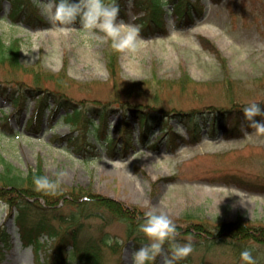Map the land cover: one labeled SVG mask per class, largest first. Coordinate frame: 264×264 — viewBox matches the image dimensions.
Here are the masks:
<instances>
[{
    "label": "rangeland",
    "instance_id": "rangeland-1",
    "mask_svg": "<svg viewBox=\"0 0 264 264\" xmlns=\"http://www.w3.org/2000/svg\"><path fill=\"white\" fill-rule=\"evenodd\" d=\"M191 1L195 2L192 6L194 14L185 19L173 12L172 0H166L167 32L141 33L145 41L142 50L134 56L120 55L122 79L117 84L109 78L108 43H99L86 35L79 23L72 26L67 35L57 32L40 6L44 0H37V6L49 21V25L42 28L12 22L7 15L10 2L4 1L0 35L6 43L14 38L20 40L21 61L26 66H39L56 74L66 67L68 79H62L65 89L78 99L98 98L108 102L120 94L138 102L141 99L137 95L139 91L143 90L149 96L153 90H160L168 108L171 105L182 109L204 108L209 104L229 106L236 97L245 104L264 103V0ZM125 8L127 15L120 20L138 25L135 18L144 10L137 8L134 0H126ZM5 24L9 26L6 31ZM209 39L226 58V66ZM184 71L197 82L189 84L185 92L177 83ZM24 76L8 65L0 66L1 78ZM166 80H171L172 84ZM48 83L52 85V82ZM28 103V110L23 111L18 120L14 116L10 118L13 134L1 125L0 114V153L16 169L26 172L40 165L47 176L57 178L67 187L89 188L138 212L166 214L176 224L206 222L214 234L218 222L239 218L249 225L264 226V134L255 129L242 126V131L238 132L241 136L235 137L227 135L223 124L219 123L216 132L207 134L204 127L199 141L170 150L166 140L153 147L151 142L161 134L158 128L143 142L135 120L128 116L130 129L133 126L129 147L121 146V136L111 155L103 140L96 139L91 133L87 140L95 146V153L91 154L94 148L82 144L83 139L77 144V150L69 141L56 139V132L70 129L63 119L57 123L53 120L52 127H41L42 132L38 134L25 130L26 119L34 105L32 100ZM116 107L118 109L108 116L112 138L118 136L115 126L119 128L125 120V109ZM1 108L6 113L12 110L9 101L0 97ZM168 123L173 131L188 136L179 117L169 116ZM152 125L158 127L160 123ZM105 128L101 130L105 131ZM81 146L85 152L78 151ZM230 173L244 180L226 179ZM59 203L60 212L56 216L50 215L49 219L70 225L73 219H68V214L76 208L71 205L75 202L61 199ZM86 208L91 216L82 217V222L89 224L91 238L98 239L107 231L124 242L120 251L104 250L105 264H132V254L137 249L133 239L126 236V223L112 215L106 206L97 208L93 204ZM14 213V208L11 214L9 207L0 200V227L12 236V244L6 247L1 264L43 263L56 240L42 234L41 241L47 242L36 257L32 245L26 246L21 241ZM59 213L65 214V221L60 219ZM29 215L40 217L34 211ZM205 236L178 235L177 242L193 245V252L180 261L185 264H244L240 253L251 249L256 264H264V242L253 237L234 241L227 236L216 237L217 242L209 246L212 240L207 238L213 235ZM170 255V245H164V252L156 256L152 264H164V259Z\"/></svg>",
    "mask_w": 264,
    "mask_h": 264
},
{
    "label": "trees",
    "instance_id": "trees-1",
    "mask_svg": "<svg viewBox=\"0 0 264 264\" xmlns=\"http://www.w3.org/2000/svg\"><path fill=\"white\" fill-rule=\"evenodd\" d=\"M10 1L11 9L9 17L12 20L17 22L23 21L32 26H44L48 24L46 19L40 14L39 8L33 0ZM172 1V10L179 18L191 15L190 9L195 5L194 1ZM213 1L215 3L220 2V0ZM2 2L3 0H0V10ZM105 2L117 4L120 9L119 15L126 17V0H105ZM134 3L137 8L144 10L142 15L136 17L142 33L148 35L156 32H167L166 9L164 8L163 0H134ZM201 38L204 39V37ZM209 42L212 43L210 39ZM212 45L224 62V66H226V58L221 55V52L214 43ZM107 47L106 55L108 59L107 67L110 74L109 78L113 84H117V81L122 79L121 54L116 53L111 48L110 42H108ZM6 65L16 72L25 74L20 79H4L0 77V92L12 101L17 112L25 108L28 99L34 100L33 123L36 122L34 117L38 118V116H41L40 113H42L46 106L49 107L51 118L59 111H62L63 113L60 117L69 121L72 131H78V134L75 135L73 132L64 135L57 134L58 139L68 140L70 143L75 144H77L76 142L80 143V140L83 139L81 143L86 146L89 144L87 141L88 137L93 132L96 134L95 136L105 139L111 154H113V150L111 149L112 142L115 139L111 138L107 133H103L101 129L108 125V116L110 112L118 109L116 106L125 109V120L119 128L115 126V130L119 134L116 139L122 136L123 145L126 146L130 143L129 137L133 128V126L131 129L129 127L130 120L128 116H131L137 122L142 133H146L147 130L152 128L151 123L153 121L156 122L154 124L160 123V128L164 131L158 140L166 139L172 150L179 146L182 141L195 142L200 137V131L205 126L208 133L211 134L214 131L216 132L217 124L222 123L223 129L225 128L227 133L233 135H237L238 132L242 131V125L249 126V122L243 115V109L250 103L245 104V102L238 101L237 97L231 100L229 106L209 104L204 108L192 107L189 109L178 108L176 105H171L168 108L164 103L165 98L160 90H153L149 96L145 91H139L137 95L141 99L138 102H132L127 95L123 96L120 94H116V97L108 102H102L98 98L78 99L69 94L65 89V83L62 79H68L66 67H64L62 72L56 74L39 66H26L21 61L20 40L14 38L10 43H6L0 35V66ZM11 74L13 75V73ZM166 81L172 84L171 80ZM48 82H52V85L50 86ZM157 83L161 84L163 82L157 81ZM177 83L180 84L181 89L185 92L189 88V84H196L197 82L191 78L187 71H184ZM149 84H151V81ZM150 89H153L152 86H150ZM114 102H118L119 104ZM169 103L172 102L169 101ZM253 103H257L261 108H264V103L260 101ZM169 116L179 117L186 126L189 134L188 138L185 139L180 135L172 133V128L168 123ZM94 118H98V121H95ZM7 119L6 116L5 120L7 121ZM256 119L264 121V116H258ZM79 150L85 152L84 146H81ZM91 152L93 154L94 150ZM0 167V198L6 200L9 208L13 207V205L18 207L16 222L19 225L23 241L27 243L33 242L34 246L38 248L42 246L39 239L40 234L46 232L56 239L52 250L47 254L46 262L40 264H68V260L72 258H76L80 264H105L103 258L104 250H108L111 253H115L117 249L121 250L123 243L121 244L118 240L119 238H115L107 231L98 239L90 237L89 224L82 222V217L89 218L91 216L86 205L94 204L97 208L100 205L106 206L112 215L122 219L126 223V236L133 239L137 249L144 246L148 241L140 231V225L144 223L149 213L142 210L138 212L135 209H129L121 201L105 194L94 193L89 188L82 186L67 187L57 178L47 176L40 165L38 168H29L26 172L16 169L1 153ZM230 174H227L226 179L229 177L233 181L244 180L235 177L234 173ZM40 176H46L50 181L55 183L56 190L50 193L36 191L33 178ZM30 198H35V200L31 201ZM41 199L45 201L44 204L41 202ZM61 199L65 202L71 200L75 202V204L71 205H74L76 208L72 210L71 215L68 214V219H73L70 225H65L64 222L54 223L49 219L50 215L56 216L57 212H60V207L58 206ZM31 211L37 212L40 217L37 218L29 215ZM65 218L67 217L62 213L60 219L65 221ZM176 226L179 235L187 233V235L192 234L200 238H205V234L213 235V237L207 238V240H212L209 246L217 242L216 237L227 236L234 241H243L253 237L259 242H264V226L249 225L241 220V218L232 222H218L215 234L212 233L210 225L206 222H191L188 225L176 224ZM11 241L10 234L0 227V264L6 247L12 244ZM70 243L73 244L72 250L68 248ZM167 245L168 243L165 244V246ZM149 264H152V261ZM176 264L184 263L179 260Z\"/></svg>",
    "mask_w": 264,
    "mask_h": 264
},
{
    "label": "clouds",
    "instance_id": "clouds-1",
    "mask_svg": "<svg viewBox=\"0 0 264 264\" xmlns=\"http://www.w3.org/2000/svg\"><path fill=\"white\" fill-rule=\"evenodd\" d=\"M40 6L55 30L61 34H69L72 26L79 23L86 35L95 38L99 43L110 42L116 53L134 56L145 45L141 37V27L120 20V9L115 3H106L105 0H44ZM8 27L5 24L4 30ZM243 115L251 128L264 134V121L256 119L264 116V108L257 103H251L244 107ZM33 183L38 192L50 193L56 190V184L46 176L34 177ZM140 231L149 243L133 252L132 264H149L164 252L166 243L171 247V255L164 259V264H176L193 252L191 242H177V226L166 214H148L140 225ZM240 259L244 264H256L251 249L243 250Z\"/></svg>",
    "mask_w": 264,
    "mask_h": 264
},
{
    "label": "bare ground",
    "instance_id": "bare-ground-1",
    "mask_svg": "<svg viewBox=\"0 0 264 264\" xmlns=\"http://www.w3.org/2000/svg\"><path fill=\"white\" fill-rule=\"evenodd\" d=\"M121 168H123V167H121ZM126 174H128L129 175V173L126 171Z\"/></svg>",
    "mask_w": 264,
    "mask_h": 264
}]
</instances>
